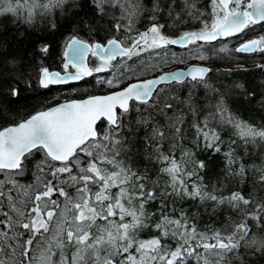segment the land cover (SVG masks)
Listing matches in <instances>:
<instances>
[{"label": "snow or ice", "instance_id": "snow-or-ice-1", "mask_svg": "<svg viewBox=\"0 0 264 264\" xmlns=\"http://www.w3.org/2000/svg\"><path fill=\"white\" fill-rule=\"evenodd\" d=\"M0 264H264V0H0Z\"/></svg>", "mask_w": 264, "mask_h": 264}, {"label": "trees", "instance_id": "trees-1", "mask_svg": "<svg viewBox=\"0 0 264 264\" xmlns=\"http://www.w3.org/2000/svg\"><path fill=\"white\" fill-rule=\"evenodd\" d=\"M4 27H5V31L3 33L4 35H9L14 31L13 26L11 24H8L7 22H5ZM229 46L234 47L231 44ZM29 47H30V45H29ZM237 57H239V58H237ZM258 60H259V57H256L254 59V58H252L251 54L247 55V54H243V53H233L232 59L230 61H225L224 63H235V62H240V61H253L254 62V61H258ZM218 66H220V65H218ZM250 66H252V65H250ZM246 76H247V78H255V77H258V73L249 72L246 74ZM85 79H88V78H85ZM245 118H247L246 114H245ZM207 219H208V217L205 216V220H207Z\"/></svg>", "mask_w": 264, "mask_h": 264}, {"label": "rangeland", "instance_id": "rangeland-1", "mask_svg": "<svg viewBox=\"0 0 264 264\" xmlns=\"http://www.w3.org/2000/svg\"><path fill=\"white\" fill-rule=\"evenodd\" d=\"M257 31H260V29H258ZM252 33H250L249 35H251ZM239 41L238 40H233L230 44L235 46L236 43H238ZM258 61H240V62H235V63H230L231 65L235 66L236 64H243L245 66H250V65H253L254 63H258ZM227 64V63H226ZM170 67V66H169Z\"/></svg>", "mask_w": 264, "mask_h": 264}, {"label": "flooded vegetation", "instance_id": "flooded-vegetation-1", "mask_svg": "<svg viewBox=\"0 0 264 264\" xmlns=\"http://www.w3.org/2000/svg\"><path fill=\"white\" fill-rule=\"evenodd\" d=\"M258 29H256V31H257ZM242 53V52H241ZM243 54H246V53H243ZM247 55H250V54H247Z\"/></svg>", "mask_w": 264, "mask_h": 264}, {"label": "bare ground", "instance_id": "bare-ground-1", "mask_svg": "<svg viewBox=\"0 0 264 264\" xmlns=\"http://www.w3.org/2000/svg\"><path fill=\"white\" fill-rule=\"evenodd\" d=\"M171 66V65H170Z\"/></svg>", "mask_w": 264, "mask_h": 264}, {"label": "water", "instance_id": "water-1", "mask_svg": "<svg viewBox=\"0 0 264 264\" xmlns=\"http://www.w3.org/2000/svg\"><path fill=\"white\" fill-rule=\"evenodd\" d=\"M243 53V52H242Z\"/></svg>", "mask_w": 264, "mask_h": 264}]
</instances>
